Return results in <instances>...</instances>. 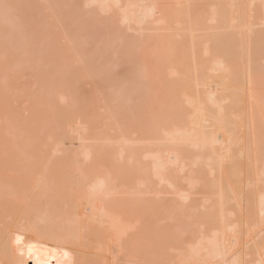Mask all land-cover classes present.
Listing matches in <instances>:
<instances>
[{"label": "bare ground", "instance_id": "6f19581e", "mask_svg": "<svg viewBox=\"0 0 264 264\" xmlns=\"http://www.w3.org/2000/svg\"><path fill=\"white\" fill-rule=\"evenodd\" d=\"M7 1L10 7L17 8L21 0ZM44 1L55 18L59 19L65 13L66 8H61L59 0ZM68 1H64L65 4ZM172 1L182 9L175 11L174 5L171 6L174 10H169L167 6L166 9L164 0H76V7L84 4L87 8H94L92 17L89 11V14L86 13L90 21L86 20L94 24L93 34L88 30L92 26L82 21L85 14L80 13L81 19L76 16L78 21L75 23L80 24L77 29L82 32L76 34V25L72 21L78 14H74L71 23L75 26L77 37L73 29L67 28V25L64 29L63 22L53 18L59 21L62 28L56 25L47 30L50 46L47 49L51 54L47 52L46 55L49 54V61L53 59L54 52H62L64 42L76 46L75 41L80 40L78 37L79 33H83V27L87 29L89 26L84 32L91 33L90 36L85 35L88 45L99 42L103 47L92 45L91 48L89 45L92 52L86 49L91 53L88 54L85 49V55L79 52L81 55L78 58L75 56L79 67L74 74L70 72L68 76L67 72L63 76L64 72L57 70L60 77L52 79H57V82L54 85L51 81L54 88H50L53 90L56 86L59 89L53 90L56 101L51 98L49 90L50 95L47 94L49 96L44 104L51 108L54 107L53 101H59L62 106L57 103V111L40 106L34 113L36 117H32L36 121L55 119L62 126L59 125L58 129L70 125L72 131L67 129L70 134L65 136L80 141L81 152L76 153L77 161L73 158L69 161L70 155L66 154L65 158L58 157L60 162H54L55 166L52 162L50 165L45 156L46 161L40 162L44 163L39 164L40 168L26 169L32 170L31 176L25 170V174L18 171V163L13 159L16 168L11 167L12 160L9 166L17 173L10 178L5 173L13 169L9 166L6 170L3 168L12 158L4 156L8 160L0 163V166L3 165L0 173L4 170L1 184H6L5 187L0 185V205L3 204L0 206V264H134L139 262V255L147 248L145 242H149L153 252L160 255L169 249L178 250L180 264H264V0ZM95 11L101 15L96 16ZM6 13L0 15L3 17L0 27L7 25L8 28L4 31L2 27L0 32L2 30L4 35L8 32L9 38V34L13 33L9 23L12 27L15 24L22 27L25 23L19 19L18 23L23 22L20 26L14 19L13 25L11 17H4L8 15ZM108 14L115 19L110 26ZM64 17L65 14L62 20ZM98 17L102 20L99 18L97 21ZM65 20L70 21L69 18ZM121 24L129 31L121 28ZM155 24L169 32L168 35L164 32L166 36L173 34V37L159 38L158 35V38L150 40L151 37L148 39L145 33L146 38L142 39L144 32L150 31ZM158 28L155 30L158 31ZM123 30L129 33L132 30L136 35L143 33L137 39L135 33V36H130L125 32L129 35L127 38ZM15 31L13 35L15 39L17 36V40L21 38L19 41L23 42V50H29L31 43L38 41L40 35L36 30L27 39L25 30L18 28ZM179 34L187 35L186 39L176 40L174 36L180 37ZM18 35L21 37L18 38ZM20 48L18 50H22ZM149 49L155 52L150 56L152 59L146 57L133 63L141 57L138 54L148 56L146 52ZM28 50L22 54L38 53V50ZM151 50L147 53L150 54ZM10 54L7 57L14 60L18 56V53L15 57ZM22 54L18 59L25 57ZM21 59L22 63H33ZM93 59L99 60L98 67L92 65L94 68L89 70L94 64L91 63ZM19 61L15 64L18 68L23 65ZM126 64L131 68L129 73L126 72ZM80 71L85 75V71H90L91 76H96H92L94 79L98 76L103 81V87L111 90H107L108 93L105 90V93L109 102H113V107L106 108L107 103L103 108L110 109L108 116L101 115L109 122L106 119L102 121L100 116L97 119L100 117L101 122L94 121L102 127L106 125L108 133H102L98 126L101 133L96 134L99 129L95 127L94 119H89L81 97L77 96L74 88L77 84H73L72 80L76 77V81L79 80ZM40 72L38 70V74L48 75L42 70ZM116 72L120 73L116 75ZM42 75L43 79L39 77L41 83L51 87L48 76L44 79ZM0 81L3 82V79ZM66 82L72 84L74 92L69 91L72 86L69 89L62 87ZM2 95L5 96L4 91L0 93V103ZM107 95L103 97L107 98ZM1 109L4 110L3 107ZM93 126L98 129L95 134ZM60 135L54 136L58 138ZM62 135L52 143L59 151L62 141L68 140ZM45 137L49 136L42 138ZM52 137L50 139L53 140ZM97 147L103 150H94ZM25 175L30 176V182L29 179L25 181L28 178L25 179ZM161 188L179 197V201L201 194V204L200 200L195 201V197L191 202L196 204L184 205L179 201L178 204L177 200L175 205L172 201L164 202L160 196L166 192ZM25 190L34 193L28 196ZM148 196H159L162 202H152ZM8 198L11 202H7ZM2 199L7 201L3 203ZM4 208L8 211L4 212ZM7 213L11 219L7 218ZM159 216L162 221L169 218L175 224L163 227L158 224L162 227L160 229L157 225L160 223L157 222ZM5 218L10 221L6 222ZM13 228L25 232L26 235H22L24 238L19 239L22 233H18V237L15 234L17 238L11 236L15 232ZM101 258L106 263L100 262Z\"/></svg>", "mask_w": 264, "mask_h": 264}, {"label": "rangeland", "instance_id": "374dc122", "mask_svg": "<svg viewBox=\"0 0 264 264\" xmlns=\"http://www.w3.org/2000/svg\"><path fill=\"white\" fill-rule=\"evenodd\" d=\"M66 1H68V0H59V5L61 6V8H63V10H65V8H66V11H65V13L63 12V14H62V16H60V18L59 19H57V18H55L56 16L52 13V12H50V10L47 8V2H45L44 0H21L20 1V6H18L17 8L15 7V8H13L12 6V9H11V7H10V4H9V2L7 1V0H0V11H2L1 9H3V8H6V9H3V10H6V11H2L1 13H0V15L1 14H3V13H8V15H6V16H4V17H7V16H9V17H11V20H13V22H12V24L15 22V20H16V23H18L19 22V19L21 20L22 19V21L24 20V23L25 24H23L22 25V27H19V26H17V24H13L14 25V27H12V25L9 23L8 25H10L11 26V31H13V33L12 34H9V35H11V37L9 36V38L7 37V33L8 32H6V34L4 35L2 32V27H0L2 30H1V32H0V34L2 33V35H0V66L2 67H0V80H2L3 79V82L2 81H0V86H1V84H3L2 86H1V88H0V91H1V89L3 88V87H5V88H3L2 90L4 91V94H5V96L4 95H2V100H1V103L2 104H4V105H2L1 103H0V105H1V107H0V160H1V158H3L2 159V161H0V163L2 164V163H4L3 162V160H6V158L8 157V159H10V158H12V159H10L9 161H8V165H5V167L6 168H3V169H8V167L7 166H9V165H11V163H12V166L11 167H14L15 166V168H16V164L15 165H13V159L16 161V163H18V166H17V168H18V171H26V169L27 168H31L32 170H34L32 167H39V164H40V162H42L43 160H45L46 161V159L47 160H50L48 163H50V165H51V162L53 163V166H55V163H56V161L58 160L59 161V159H62V158H65L66 157V155L68 156V155H70V156H68V160L70 159V160H72V158H73V160L74 159H76V161H77V155H78V152H79V150H80V152H81V147L79 146L81 143H79L80 141H78L77 139L75 140L74 138V140L73 139H71V138H69L68 136H65L66 134L68 135V134H70L69 132H68V130L70 129L69 127H70V125H68V127H67V125H66V127H65V125L63 126L64 128H60V129H62V130H64V131H61V133H58V132H60L59 130L60 129H58L59 127V125H60V123L57 121L56 122V120L55 119H49L48 121H47V119H45V120H34L33 118H35L36 117V115L34 114L35 112H36V109L38 110L39 108H40V106H41V108H46V109H49V110H54V111H57V109H58V105H60V106H62L61 104H62V102H56L55 103V101H56V97H53L54 95H56V93L53 91V90H57L58 88H56V86H55V89H53V90H51L50 88H54V86L52 85V82H53V84L54 83H56L57 81V76H59L60 77V75L58 74L57 75V70L58 71H61V72H64V74H63V76L68 72V74H66V75H68L69 76V74H70V72H77V67H79V65L77 64L78 63V61L76 62V59L78 58L77 56L80 54L79 52H81L82 54H84L85 55V50H87L86 48H88V46L90 45V47L91 48H93V47H95V48H103V47H101L100 46V44L101 43H99V42H95L94 44L92 43V44H90L89 43V45H88V43L86 42V40H85V35H88V36H90V34L91 33H89V31L88 32H84L85 30H87L88 28H89V26H92V28L91 29H88V30H90L91 32H92V34H93V29H94V24L92 25L91 23H89L86 19H88L89 17V15H90V17H92L94 14L92 13V12H94V8L93 7H88L87 8V6H85L84 4H82L81 6H78V7H76V5H77V3L78 2H75L76 0H69L66 4H65V2ZM167 3H166V2ZM170 1V2H169ZM164 0V2H163V5L165 6V8H166V6H167V8H169V10H174L175 9V11L176 10H178V9H182V7L180 6H178L177 4L178 3H175V1H172V0ZM172 2V3H171ZM170 3V4H169ZM175 3V4H174ZM79 5V4H78ZM84 5V6H83ZM170 5V6H169ZM174 5V9H171L172 7L171 6H173ZM178 6V8L176 9V7ZM83 7V8H82ZM86 7V8H85ZM11 9V11H9L10 9ZM77 8H80V9H77ZM166 8V9H167ZM82 9V11H79V10H81ZM77 10V12L78 13H75V11ZM93 10V11H92ZM10 13H9V12ZM86 11V12H85ZM89 11V13H91V14H89V13H87ZM83 12V13H82ZM96 12V11H95ZM6 13V14H7ZM52 13V14H51ZM85 14V16H84V20L82 19V21H84V22H88V24L87 25H89V26H87L88 28L86 29H84V27H83V29H82V27H81V29L82 30H84L83 31V33H79V36H80V38L78 37V40L79 41H75L76 43H77V45L74 47L73 45H68L67 43H65L64 42V44L62 45V52H54L53 53V59L52 58H50V59H52V60H48L49 59V54H47L46 55V53L48 52V53H50L49 51H48V47H49V49H50V46H49V39H48V36H47V30H50V28L52 29V27L53 28H55V27H57V26H60L59 25V21H54L53 20V18L56 20H60V21H62L63 22V27H64V29H66L65 28V26L67 25V28L69 27L70 29H73V31H74V33H73V31H71L73 34H75V28L77 29V27H78V29L80 28V24L78 25L77 23H75V21L77 22L78 21V18L76 17V16H78V17H80L79 18V20L81 19V17H82V15H80V14ZM89 14V15H87V14ZM97 13V15L96 16H99V15H101V13L98 15V11L96 12ZM114 13V12H113ZM9 14H11L12 16H10ZM65 14V17H64V19L62 20V18H63V15ZM74 14H78V15H75V18H73L74 17ZM110 14V13H109ZM109 14H108V16H107V18L111 21V23H109V26H110V24H113L112 22L113 21H115V19L113 20L112 18H110L113 14H112V12H111V14H110V17H109ZM5 15V14H4ZM3 16V15H2ZM53 16V17H52ZM72 16V17H71ZM87 16V17H86ZM104 17H106L105 15H103ZM103 16H100L104 21H105V18L103 17ZM51 17V18H50ZM62 17V18H61ZM71 17V18H70ZM86 17V18H85ZM100 17H98V18H96L97 19V21H99L101 18ZM1 18H3V17H0V20H1ZM13 18V19H12ZM68 19L69 18V20L70 21H66L65 19ZM72 18H73V20L74 21H72ZM100 18V19H99ZM7 19H9L10 20V18H7ZM15 19V20H14ZM90 19V18H89ZM88 19V20H89ZM101 19V20H102ZM3 20H5V19H3ZM113 20V21H112ZM71 21H72V23L73 24H75L76 25V27L75 26H73L72 25V23H71ZM90 21V20H89ZM108 21V20H107ZM110 21H108V22H110ZM0 22H2L3 23V21L1 20ZM57 23V24H55V23ZM64 22H65V24H64ZM20 23H21V21H20ZM18 23L20 26H21V24L23 23ZM95 23V22H94ZM5 24H7V23H4L3 25H5ZM107 24V23H106ZM118 24V23H117ZM151 24V23H150ZM0 25H2L1 23H0ZM25 25V26H24ZM57 25V26H56ZM62 25V24H61ZM78 25V26H77ZM122 25V24H121ZM120 25V26H121ZM156 25V24H155ZM7 26V25H6ZM6 26H4L3 28H5L4 29V31H6L7 30V28L8 27H6ZM15 26H16V28L18 29V28H21L23 31L25 30L26 31V33L28 34H26L28 37H27V39L29 38L30 39V37H32V36H29V35H31L32 34V32L33 31H36L37 30V32H39L40 33V35H41V37H40V35H39V37H37L36 35V37L38 38V41H36V42H34L33 44L31 43V48L30 49H34V50H38V51H36V52H38L36 55H34L33 53H28L27 52V54H26V56L24 55V54H22V53H24L26 50H28L27 48H24L25 50H23V48H22V45H21V43L23 44V42H21V41H19V40H21V36L20 35H18V38H20L19 40H17V36H16V39H15V35H17L18 34V32H16L15 30H17V29H15ZM24 26V27H23ZM119 26V27H120ZM123 26V25H122ZM153 26V25H152ZM151 26V28H150V31H152V32H150V31H147V32H144V35H145V33L146 34H148V36H147V38L149 37H151V39L150 40H153L152 38H158V35H160L159 36V38H165V37H169V36H172L173 37V34L172 35H170L169 34V36H166V35H168L167 33H169V32H165L164 30V28H161L159 25H156V26H154V28ZM160 28H158V27ZM61 28H62V26H60ZM72 27V28H71ZM75 27V28H74ZM126 27V26H125ZM124 26L123 27H121V28H124V29H126ZM150 27V26H149ZM40 28V29H39ZM60 28V29H61ZM158 28V31L157 30H155V29H157ZM12 29H14V30H12ZM76 30V34H78V32H80L81 30ZM152 29V30H151ZM163 29V30H162ZM10 30V28L8 29V31ZM39 30V31H38ZM122 30V29H121ZM126 30H128V28L126 29ZM125 30V32L126 33H128L130 36H135L136 35V32H133L132 30L130 31L131 33H129V32H127ZM163 31V32H160V31ZM11 31H10V33H11ZM14 31L16 32V34L14 33ZM69 31V32H70ZM97 31V30H96ZM129 31V30H128ZM158 33H157V32ZM168 31V30H167ZM70 32V33H71ZM82 32V31H81ZM123 32H124V30H123ZM124 32V33H125ZM138 32V31H137ZM164 32H165V34H164ZM34 33V32H33ZM69 33V34H70ZM84 33H87V34H84ZM125 33V34H126ZM134 33H135V35H134ZM140 33H143V32H140ZM140 33L138 32L137 33V35L136 36H138V38L137 39H140L141 37V35H140ZM163 33V34H162ZM172 33H176V35H177V33L178 32H172ZM13 34H15V35H13ZM72 34V35H73ZM75 34V36L77 37L78 35H76ZM80 34H83V35H80ZM94 34H95V32H94ZM139 34V35H138ZM156 35V36H154V37H152V35ZM197 34V33H196ZM200 34V33H199ZM4 35V36H3ZM12 35H13V41H14V43H15V45H14V43H12L13 41L11 40V38H12ZM32 35H34V34H32ZM71 35V36H72ZM96 35V34H95ZM129 35L127 36V34H126V36H127V38H129ZM144 35H142L143 36V38L142 39H144V38H146V35L144 36ZM151 35V36H150ZM161 35H163V37H161ZM180 35V34H179ZM184 34H182V35H180V37H175L174 36V38L176 39H178V38H180L178 41H182V40H185L186 38V36L187 35H184ZM198 35V34H197ZM20 36V37H19ZM74 36V35H73ZM83 36H84V38H83ZM88 36H86V38H88ZM165 36V37H164ZM181 36H183V37H181ZM199 36V35H198ZM23 37V36H22ZM35 37V38H36ZM76 37H75V39H76ZM140 37V38H139ZM34 38V37H33ZM36 38V39H37ZM41 38V39H40ZM84 39L85 41H83L82 39ZM134 39L135 37H130V39ZM148 38V39H149ZM182 38H185V39H182ZM17 40V42H15V40ZM136 39V38H135ZM176 39V40H177ZM11 40V41H10ZM77 40V39H76ZM189 40V37H188V39L186 40V41H188ZM32 42H33V40H31ZM34 41H35V39H34ZM19 42H20V44H19ZM16 43H18V45H16ZM29 44H30V41L28 42ZM87 43V44H86ZM13 45V46H12ZM79 45V46H78ZM92 45H94L93 47H92ZM16 46V47H15ZM19 46H21V48L19 47ZM24 46V45H23ZM70 46V47H69ZM71 46H73V48L75 49V50H73V48L71 47ZM20 49H22V50H18L19 48ZM24 47H27V46H24ZM78 47H80V48H78ZM88 48V50H91V52H92V50L93 49H91V48ZM28 48H29V46H28ZM69 48H71L70 50H69ZM29 49V50H30ZM83 49H85V50H83ZM7 50H9V54H10V52H12L13 53V57H15V55L17 56V53H18V56H20V53L22 54V55H24L25 57V60H24V58H22L23 59V62L24 61H26L27 60V63H32V65L31 64H26V62H24V63H22L21 61H19L20 59H18V56L17 57H15L16 59V61L14 60V59H11L10 57H7V55H9L8 54V51ZM18 50V51H17ZM28 50V51H29ZM87 50V52H88V54L89 53H91L90 51H88ZM149 50H151V49H149ZM149 50L147 51V52H149ZM22 51V52H21ZM31 51V50H30ZM84 52V53H83ZM146 52V54L148 55V56H146L145 54L142 56V54H138V57L139 56H141V57H139V59L137 58V60L135 61V62H133V63H136L138 60H142V59H147V58H150V56L152 57V52H153V54L155 53L154 51H152L151 50V52H150V54H148ZM11 53V54H12ZM15 53V54H14ZM10 54V55H11ZM30 54H32V55H30ZM51 54V53H50ZM77 54V55H76ZM34 55V56H33ZM45 55H46V57H45ZM81 55V54H80ZM12 56V55H11ZM77 58H76V57ZM23 57V56H22ZM47 57H48V59H47ZM50 57H51V55H50ZM116 57V56H115ZM147 57V58H146ZM8 58H10V60L8 59ZM44 58H46V59H44ZM117 58V57H116ZM8 59V60H7ZM21 59V60H22ZM115 59V58H114ZM150 59H152V58H150ZM12 60H14L15 62H17V63H15V62H10V64H9V61H12ZM31 62H30V61ZM78 60V59H77ZM94 60V59H93ZM116 61H117V59H115ZM149 60V59H148ZM18 61H19V64H20V62L23 64V65H21L20 64V68H18L17 66L18 65H15V64H18ZM34 61H35V63H34ZM92 62H94V64H91ZM115 62V61H114ZM113 62V63H114ZM117 62H119V61H117ZM13 63H14V65H13ZM91 66H90V68H88L89 70L93 67L92 65H96L97 67H98V64H99V60H94V61H91ZM116 64V63H115ZM114 64V65H115ZM118 64H120V63H118ZM78 65V66H77ZM127 65V68L124 66V68H126V69H128L126 72L127 73H129V71L131 70V68H129V66H128V64H126ZM131 65V64H130ZM13 66V67H12ZM122 66V65H121ZM134 65L132 64V67H133ZM116 67H117V65H116ZM118 67H120L119 65H118ZM94 68V67H93ZM123 68V69H124ZM2 69H3V73H1V71H2ZM82 69V68H81ZM84 69V68H83ZM38 70H39V72L42 70V72L44 71V73L48 76V80H49V83H51V87H50V84H46L45 85V83H44V85H43V83H41V78L43 79V77H40L41 75L40 74H38ZM79 70V69H78ZM86 70V69H85ZM116 70V69H115ZM120 70V69H119ZM122 70V69H121ZM56 71V72H55ZM117 71V70H116ZM86 72V75L85 74H81V73H84L83 71H80V72H78L81 76H78L79 77V80L78 81H76V78L75 79H73L72 80V82H73V84L74 83H76L77 85H76V87H77V90H76V87H74L75 88V91H76V93H77V96L80 98L81 97V100L83 101V105H84V107H85V110L86 111H88V113H89V115H88V117H89V119L92 121L93 119V122L95 121V119H97L98 118V116H100L101 117V115H105V116H108L107 115V113H108V111L110 110V109H108V111H107V109L106 108H111V106L113 107V102L111 103V102H109V99H108V95L105 93V90H106V92L108 93V91L107 90H110L109 88H107L106 86H104L103 87V81L101 80V78H99L98 76H97V78L96 79H94L92 76H95L94 74L91 76V74L89 73V72H87V71H85ZM120 72H122V71H120ZM120 72H118V73H120ZM125 72V73H126ZM156 72V71H155ZM154 72V73H155ZM41 73V72H40ZM78 73H76V75H79ZM88 73V74H87ZM114 73V72H113ZM117 72H116V75L118 74ZM126 73V74H127ZM157 73V72H156ZM156 73H155V76H156ZM37 74H38V76H37ZM74 74V73H73ZM4 75V76H3ZM5 75H7V76H5ZM56 76V77H52V76ZM65 75V76H66ZM90 77H89V76ZM115 75V74H114ZM42 76H44V75H42ZM47 76H44V79H45V77H47ZM87 76L89 77V78H87ZM119 76H120V74H119ZM118 76V77H119ZM7 77V78H6ZM39 77H40V79H39ZM96 77V76H95ZM102 77V76H101ZM53 78H57L56 80H52ZM103 78V77H102ZM169 78H171V77H169ZM173 78V77H172ZM171 78V79H172ZM47 79V78H46ZM174 79V78H173ZM6 81V82H5ZM52 81V82H51ZM99 81H100V83H99ZM102 81V82H101ZM171 82V81H170ZM67 83V82H66ZM105 83V82H104ZM65 84V83H64ZM54 85H56V84H54ZM71 87L72 86V84L70 85V83H67V84H65V87L64 86H62L64 89H66V87H67V89H69L68 87ZM75 86V85H74ZM61 87V88H62ZM8 88V89H7ZM5 89V90H4ZM7 89V90H6ZM49 90H50V92L52 93V96H51V98L53 97V98H55L54 100L55 101H53V106L54 107H51V108H48V106L46 105V104H44V102L46 101L47 102V98H48V96L50 95V92H49ZM71 90H73V86H72V88H70V90L69 91H71ZM3 91L2 92H0L1 94L3 93ZM7 91V92H6ZM57 91H59V89L57 90ZM61 91V90H60ZM64 91V90H63ZM67 91V90H66ZM111 91V90H110ZM109 91V92H110ZM73 92H74V90H73ZM54 93V94H53ZM71 93V92H70ZM75 93V94H76ZM47 94H49L48 96H47ZM80 96H79V95ZM107 95V98H105V97H103V95ZM72 95H73V93H72ZM6 97V98H4V97ZM103 97V98H102ZM8 98V99H7ZM52 98V99H53ZM58 99V98H57ZM102 99H104V102H105V100L107 101V99H108V101L106 102V104H103L104 102L102 101ZM5 100V101H4ZM111 100V99H110ZM7 104V106H6V104ZM41 102V104H39ZM49 103V102H48ZM54 103H55V105H54ZM58 103V105H56ZM59 103H61V104H59ZM107 103L109 104V105H107ZM110 103H111V105H110ZM51 104V103H50ZM45 105V106H44ZM49 105V104H48ZM52 105V104H51ZM108 106V107H106L105 109L103 108V106L105 107V106ZM5 106V107H4ZM50 106V105H49ZM4 108V110L3 109H1V108ZM56 107V108H55ZM185 107V106H184ZM185 108H187V106L185 107ZM7 109H8V112H10V113H8L7 112ZM188 109H190V108H188ZM1 110H3V111H1ZM106 110V111H105ZM186 110V109H185ZM187 111V110H186ZM189 111V110H188ZM38 112V111H37ZM104 112H106V113H104ZM4 113H7V115L6 114H4ZM33 115H35V117H33ZM103 116L101 117V119L103 118ZM33 117V118H32ZM100 117H99V120L97 119V121L99 122L101 119H100ZM31 118L33 119V121H31ZM92 118V119H91ZM106 119V121H108V119H107V117L106 118H103L102 119V121L103 120H105ZM89 121V120H88ZM90 121V122H91ZM96 121V122H97ZM97 122V124L95 123V127L97 126V128H98V126H100L99 125V123ZM101 122V121H100ZM109 122V121H108ZM103 123V122H102ZM107 125H108V123L107 122H105ZM104 123V124H105ZM102 125V124H101ZM106 125H104L103 127L102 126H100L99 128L102 130V133L105 131L106 132V127H105ZM60 127H62L61 125H60ZM71 127H73V125L71 124ZM105 127V128H104ZM92 128V127H91ZM93 128H94V126H93ZM92 128V130L94 131L93 133L95 134L97 131H98V129L97 128H94L93 129ZM103 128H104V130H103ZM66 129V130H65ZM68 129V130H67ZM100 129H99V132H97L96 134H100L101 132H100ZM92 130H91V132H92ZM69 131H72V128L69 130ZM64 132V133H63ZM45 133V134H44ZM106 133H108V132H106ZM111 134L113 133V132H110ZM41 134H43L44 136L46 135V136H49V137H45V138H42V137H44V136H42ZM55 134H57V136L58 135H64L66 138L68 137V140H65V142H63L64 140H63V138H64V136L62 135V137L63 138H61V140H63L62 141V147H61V145L58 147V149H60V151L59 150H57V145H55V146H52V145H54V144H52L53 143V141L55 142V138H57V136H54ZM92 134V133H91ZM93 134V135H94ZM60 135V136H61ZM54 137V139L52 140V139H50V137ZM59 136V137H60ZM52 137V138H53ZM58 137V138H59ZM57 138V139H58ZM76 138V137H75ZM45 139V140H44ZM50 139V140H49ZM60 140V141H61ZM70 140V141H69ZM72 140H73V142H72ZM61 143V142H60ZM56 144H57V141H56ZM63 144H64V146H63ZM72 144V145H71ZM59 145V144H58ZM98 146V145H97ZM100 146V145H99ZM54 147H55V151H54ZM99 147H97V148H95L94 150H97L98 152L102 149V147H101V149H98ZM62 150V151H61ZM103 150V149H102ZM64 151V152H63ZM96 151V152H97ZM79 152V153H80ZM101 152V151H100ZM61 153H63V155L61 154ZM76 153H77V155H76ZM49 156H48V155ZM64 154H66V155H64ZM98 154V153H97ZM100 154V153H99ZM98 154V155H99ZM60 155H62V156H60ZM4 156H6V158L4 157ZM12 156V157H11ZM45 156L47 157L46 159H45ZM58 157H59V159H58ZM61 157V158H60ZM49 158H51V159H49ZM107 159H109V160H111L112 158L111 157H106ZM7 159V160H8ZM79 159V158H78ZM104 159V158H103ZM114 159V158H113ZM112 159V161H114ZM6 160V161H7ZM11 160H12V162H11ZM69 160V161H70ZM105 160V159H104ZM5 161V162H6ZM14 161V162H15ZM75 161V160H74ZM74 161H71V162H73V163H75ZM11 162V163H10ZM55 162V163H54ZM60 162V161H59ZM5 164H7V162L5 163ZM44 164V163H43ZM42 163L40 164V165H43ZM1 166H3V165H1ZM0 166V167H1ZM10 167V166H9ZM10 167V169H13V168H11ZM41 167V166H40ZM39 167V168H40ZM2 168H0V170L2 169ZM20 169V170H19ZM32 170H27L26 171V173L28 172H30V171H32ZM37 170V169H36ZM4 171V170H3ZM2 171V173L4 174V172ZM7 172L5 173V174H7V175H9V176H7V177H9L10 178V176H12L13 177V175H15V173H17V170L15 169V171L16 172H14V169L13 170H6ZM25 171H24V174H25ZM20 172V173H21ZM2 173H0V175L2 174ZM19 173V172H18ZM33 174V172H30V176ZM2 174V175H3ZM177 174V173H176ZM2 175L0 176V178H2ZM29 176V177H30ZM4 177V176H3ZM11 177V178H12ZM28 177V176H27ZM26 177V175H25V179L27 178ZM29 177L25 180V181H27L28 179H29ZM5 181V180H4ZM29 182H30V179L28 180ZM2 181H1V179H0V185H1V187H5L6 186V184H5V186H4V184H3V186H2ZM4 183H6V181L4 182ZM26 183H28V182H26ZM8 184V183H7ZM25 185V184H24ZM27 186H28V184H26ZM27 186H25V187H27ZM30 186V185H29ZM23 187V186H22ZM162 187V186H161ZM11 188H12V186H11ZM10 188V189H11ZM14 188V187H13ZM163 188V187H162ZM161 188V190H163ZM9 189V190H10ZM25 189V188H24ZM27 189V188H26ZM165 190H163V192L165 191L166 192V194L164 193V194H161V196H160V199L163 201L164 200V202H176V200H177V203H178V198H177V196L175 195V196H173L172 195V193H170L169 194V192H167V191H169V190H167L166 191V188H164ZM9 190H7L8 192H11V191H9ZM28 190H32V189H29L28 188ZM25 191H27V190H25ZM33 191V190H32ZM30 192V191H27L28 192V196H29V194H30V196H31V194L32 193H34V192ZM27 192H25V193H27ZM33 195V194H32ZM164 195V196H163ZM169 195V196H168ZM201 194H194V195H192L191 196V198L192 199H194V197H195V201H198V200H200L199 202H200V204H201V199H202V195L200 196ZM2 195H0V197H1ZM3 196H5L6 197V195H3ZM7 196L9 197L10 195H9V193L7 194ZM149 197V199L150 198H152V202L153 201H155V202H162V201H160L159 200V196L158 197H154V196H148ZM199 197L201 198V199H199ZM2 198H4V197H2ZM157 198H158V200H157ZM166 200H165V199ZM198 198V199H197ZM1 199V198H0ZM6 199H7V197H6ZM6 199H2V200H4V201H2L3 203L4 202H6L7 200ZM11 199H12V202H13V200H14V198H12V196H11ZM145 199L148 201L149 199L147 198V197H145ZM170 199V200H169ZM173 199V200H172ZM192 199H189V200H187V201H179L180 203H182L183 202V204L184 205H186L185 203H188V204H191V203H194L195 201H193V202H191V200ZM9 200H10V198H8V201L7 202H9ZM10 202H11V200H10ZM172 203L173 205H175L176 203ZM199 202H197L198 204H199ZM1 203V202H0ZM180 203H178V204H180ZM195 204H196V202H195ZM1 205H3V204H1ZM0 205V206H1ZM1 208V207H0ZM2 208H3V206H2ZM5 209V208H4ZM200 209H198V211H199ZM8 211V208H7V210L5 209L4 210V212H7ZM9 213H7V218H10L11 219V217H10V214L8 215ZM9 216V217H8ZM173 217H175V215L173 216ZM7 218H5V220L7 219ZM163 218H164V216H163ZM10 219H7L6 220V222L9 220L10 221ZM159 219L160 220H157V222L159 221L160 223H157V225L159 224L160 226H164V225H169L170 223H172V224H175V223H173V220L171 219V220H164L163 219V221H162V218H160V216H159ZM175 222V221H174ZM163 224V225H162ZM158 225V226H159ZM171 225V224H170ZM158 226H157V228H158ZM160 226H159V228H160ZM161 227V228H162ZM158 228V229H159ZM160 228V229H161ZM159 229V230H160ZM13 230L15 231V232H12V233H14V234H11V236L13 235H15V236H17V234L18 233H22L20 236H19V239H22V238H24V236L26 235V233L25 232H23L22 230H20L19 231V229H14L13 228ZM13 230H11V231H13ZM163 230V229H162ZM22 231V232H21ZM17 232V233H16ZM22 235H24V236H22ZM14 236V238H17V237H15ZM13 238V237H12ZM146 243V245H148L149 246V242L147 243V242H145ZM145 243H144V245H145ZM146 245H145V247H146ZM147 246V248H144V250H143V252L139 255V257L141 258V259H139L138 261V263H137V261L135 262V261H131V262H135L134 264H180V263H182V262H179V260H181L180 258H179V260H177V256H180V254H179V252H177L178 250H171V249H169L168 250V252H167V250H163V251H165V252H167V253H164V255H160L159 253H155V252H153V247L151 248L150 246L148 247ZM160 253H162V251H160ZM179 254V255H178ZM93 256V255H92ZM94 257V256H93ZM96 259H99L98 257H96ZM104 261L102 258L100 259V262H102V261ZM119 261V257H118V259L116 258V261ZM120 260H122V259H120ZM117 261V262H118ZM105 263H106V260L104 261ZM103 262V263H104ZM124 262V260H122V263ZM119 264H120V262H118ZM126 264H130V263H126ZM131 264H133V263H131Z\"/></svg>", "mask_w": 264, "mask_h": 264}]
</instances>
